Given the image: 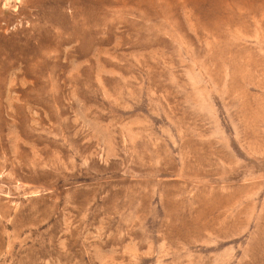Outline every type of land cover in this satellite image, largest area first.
<instances>
[{"label":"rangeland","instance_id":"374dc122","mask_svg":"<svg viewBox=\"0 0 264 264\" xmlns=\"http://www.w3.org/2000/svg\"><path fill=\"white\" fill-rule=\"evenodd\" d=\"M0 264H264V0H0Z\"/></svg>","mask_w":264,"mask_h":264}]
</instances>
